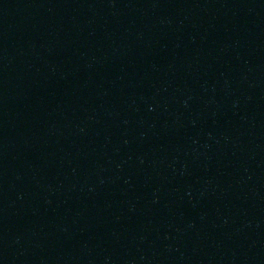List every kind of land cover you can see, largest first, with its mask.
Listing matches in <instances>:
<instances>
[{
	"label": "water",
	"instance_id": "obj_1",
	"mask_svg": "<svg viewBox=\"0 0 264 264\" xmlns=\"http://www.w3.org/2000/svg\"><path fill=\"white\" fill-rule=\"evenodd\" d=\"M0 264H264V0H0Z\"/></svg>",
	"mask_w": 264,
	"mask_h": 264
}]
</instances>
